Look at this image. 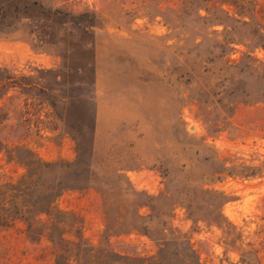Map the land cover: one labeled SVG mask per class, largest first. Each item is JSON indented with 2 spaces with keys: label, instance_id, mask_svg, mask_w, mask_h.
<instances>
[{
  "label": "rangeland",
  "instance_id": "374dc122",
  "mask_svg": "<svg viewBox=\"0 0 264 264\" xmlns=\"http://www.w3.org/2000/svg\"><path fill=\"white\" fill-rule=\"evenodd\" d=\"M0 143L1 180L52 162L57 207L124 264L176 232L264 264V0H0ZM53 262L0 232V264Z\"/></svg>",
  "mask_w": 264,
  "mask_h": 264
},
{
  "label": "trees",
  "instance_id": "16d2710c",
  "mask_svg": "<svg viewBox=\"0 0 264 264\" xmlns=\"http://www.w3.org/2000/svg\"><path fill=\"white\" fill-rule=\"evenodd\" d=\"M25 166L19 177L0 179V232L18 227L31 241L46 239L53 264H124L132 258L115 250L108 239L100 245L90 243L78 216L57 207L63 186L53 173L52 162L31 152ZM171 240L177 243L175 247L163 242L147 257L148 264H206L184 235L176 232Z\"/></svg>",
  "mask_w": 264,
  "mask_h": 264
}]
</instances>
